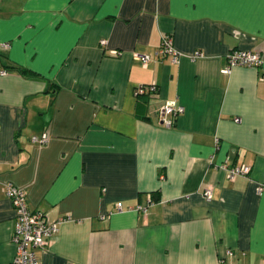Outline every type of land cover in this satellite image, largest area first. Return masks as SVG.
Returning a JSON list of instances; mask_svg holds the SVG:
<instances>
[{
	"label": "crops",
	"instance_id": "obj_1",
	"mask_svg": "<svg viewBox=\"0 0 264 264\" xmlns=\"http://www.w3.org/2000/svg\"><path fill=\"white\" fill-rule=\"evenodd\" d=\"M236 49L262 62L223 73ZM10 182L70 217L39 264H264V0H0V264Z\"/></svg>",
	"mask_w": 264,
	"mask_h": 264
},
{
	"label": "built area",
	"instance_id": "obj_2",
	"mask_svg": "<svg viewBox=\"0 0 264 264\" xmlns=\"http://www.w3.org/2000/svg\"><path fill=\"white\" fill-rule=\"evenodd\" d=\"M161 44L158 49V53L163 56H171L173 61H177L179 53L176 52L172 37L170 34L162 36ZM100 44L106 45L105 40H101ZM9 43L5 42L1 44V48H8ZM114 55H117V51H113ZM202 53L197 52L196 56H201ZM142 59L143 63H146L150 57L149 55L138 56ZM261 54L251 50H232L227 54L228 65L223 69V73L229 72L232 67L237 65L253 66L260 65ZM136 97L145 92H149L151 95L157 93V87L154 84L137 85L135 87ZM182 106H174L172 104H165L158 110V117L161 123L170 127L173 124L174 119L182 112ZM237 120V119H236ZM31 140L43 145L48 140V134L44 132L41 136H32ZM226 168L228 178L233 179L236 176H247L250 173L251 166L246 164L233 165ZM6 195L8 199H11L15 216V226L12 235V241L16 246V253L13 264H39V259L36 254L37 250H43L49 241L58 232L59 225L62 222L69 220V216H62L56 221H50L47 215L42 210H29L26 199V191L14 185L12 182L6 183ZM259 193L264 192V185H260L258 188ZM204 196L208 200L212 196L210 188L204 190ZM120 209H122L121 203H118ZM142 208V207H139ZM144 209V208H143ZM145 210V209H144Z\"/></svg>",
	"mask_w": 264,
	"mask_h": 264
},
{
	"label": "trees",
	"instance_id": "obj_3",
	"mask_svg": "<svg viewBox=\"0 0 264 264\" xmlns=\"http://www.w3.org/2000/svg\"><path fill=\"white\" fill-rule=\"evenodd\" d=\"M145 95H150V93L149 92H145V94H142V95H139V96H137V97H143V96H145Z\"/></svg>",
	"mask_w": 264,
	"mask_h": 264
}]
</instances>
